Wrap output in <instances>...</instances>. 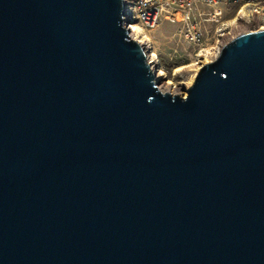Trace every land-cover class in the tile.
Returning <instances> with one entry per match:
<instances>
[{
    "label": "water",
    "instance_id": "water-1",
    "mask_svg": "<svg viewBox=\"0 0 264 264\" xmlns=\"http://www.w3.org/2000/svg\"><path fill=\"white\" fill-rule=\"evenodd\" d=\"M123 0H0V264H264V28L163 92Z\"/></svg>",
    "mask_w": 264,
    "mask_h": 264
},
{
    "label": "rangeland",
    "instance_id": "rangeland-1",
    "mask_svg": "<svg viewBox=\"0 0 264 264\" xmlns=\"http://www.w3.org/2000/svg\"><path fill=\"white\" fill-rule=\"evenodd\" d=\"M205 12L208 15L200 25L204 43L200 46L185 43L180 38L178 27L168 22H163L153 31H141V36L137 38L141 42L150 40L140 45L149 54L155 53L152 69H162L164 72V77L158 82L161 91L184 96L202 65L203 57L211 61L221 48L220 45L226 44L230 38L264 28V10L251 15L248 9H243L238 14L237 7L228 6L222 7L216 15L212 9H205Z\"/></svg>",
    "mask_w": 264,
    "mask_h": 264
},
{
    "label": "built area",
    "instance_id": "built-area-1",
    "mask_svg": "<svg viewBox=\"0 0 264 264\" xmlns=\"http://www.w3.org/2000/svg\"><path fill=\"white\" fill-rule=\"evenodd\" d=\"M123 4V18L128 22L126 27L132 39L137 41L141 31H153L163 22H168L178 27L180 38L191 46L204 43L200 25L208 15L205 9H212L215 15L220 13L222 7L228 6L237 7L238 14L243 9H248L251 15L264 10V0H123ZM144 50L148 63L152 65V59L149 58L151 54L146 48Z\"/></svg>",
    "mask_w": 264,
    "mask_h": 264
},
{
    "label": "bare ground",
    "instance_id": "bare-ground-1",
    "mask_svg": "<svg viewBox=\"0 0 264 264\" xmlns=\"http://www.w3.org/2000/svg\"><path fill=\"white\" fill-rule=\"evenodd\" d=\"M135 29V28H134ZM146 41V40H145ZM149 41L150 40H148V41H146V42H141V41H137L139 44H142V43H149ZM149 58H151L152 60V62H154L155 61V59H156V55H155V53L154 52H151V55H149ZM203 60L201 61L203 64L204 63H207V62H209V60H208V58H202ZM158 63V62H157ZM155 74H156V76H157V78H159V79H161V78H163L164 77V72L162 71V69H156V71H155Z\"/></svg>",
    "mask_w": 264,
    "mask_h": 264
}]
</instances>
